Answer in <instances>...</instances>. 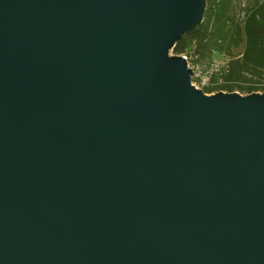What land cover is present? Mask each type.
Listing matches in <instances>:
<instances>
[{"label":"water","instance_id":"obj_1","mask_svg":"<svg viewBox=\"0 0 264 264\" xmlns=\"http://www.w3.org/2000/svg\"><path fill=\"white\" fill-rule=\"evenodd\" d=\"M205 9L0 0V264H264V92L172 53Z\"/></svg>","mask_w":264,"mask_h":264},{"label":"trees","instance_id":"obj_2","mask_svg":"<svg viewBox=\"0 0 264 264\" xmlns=\"http://www.w3.org/2000/svg\"><path fill=\"white\" fill-rule=\"evenodd\" d=\"M236 1L206 0L202 23L172 49L173 54L186 56L193 67L210 66L214 54L228 58L202 88L205 93L264 92V0H247L239 10Z\"/></svg>","mask_w":264,"mask_h":264},{"label":"rangeland","instance_id":"obj_3","mask_svg":"<svg viewBox=\"0 0 264 264\" xmlns=\"http://www.w3.org/2000/svg\"><path fill=\"white\" fill-rule=\"evenodd\" d=\"M237 3H239V9L244 8V6L247 4V0H237ZM239 16H243V11H239ZM228 61V58L225 56H222L220 54H214L213 56V63L210 66L202 65L198 69L197 75L194 76V78L199 79L200 82L194 81V85L200 89H202L204 86L208 85V82L210 80V77L213 73L218 72L219 69L224 66ZM214 92H210L207 94H211Z\"/></svg>","mask_w":264,"mask_h":264},{"label":"built area","instance_id":"obj_4","mask_svg":"<svg viewBox=\"0 0 264 264\" xmlns=\"http://www.w3.org/2000/svg\"><path fill=\"white\" fill-rule=\"evenodd\" d=\"M184 56V55H183ZM185 58H186V56H184ZM187 59V58H186ZM188 61V60H187ZM188 64H189V66H190V68L193 70V72H194V75H193V78H194V76L195 75H197V71H198V69H199V67H193V66H191L190 65V63L188 62Z\"/></svg>","mask_w":264,"mask_h":264}]
</instances>
